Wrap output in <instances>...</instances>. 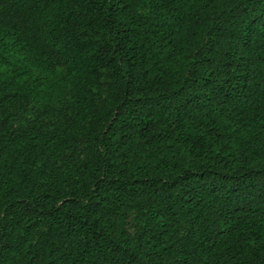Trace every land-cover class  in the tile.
<instances>
[{
    "label": "trees",
    "instance_id": "obj_1",
    "mask_svg": "<svg viewBox=\"0 0 264 264\" xmlns=\"http://www.w3.org/2000/svg\"><path fill=\"white\" fill-rule=\"evenodd\" d=\"M0 264H264V0H0Z\"/></svg>",
    "mask_w": 264,
    "mask_h": 264
},
{
    "label": "rangeland",
    "instance_id": "obj_2",
    "mask_svg": "<svg viewBox=\"0 0 264 264\" xmlns=\"http://www.w3.org/2000/svg\"><path fill=\"white\" fill-rule=\"evenodd\" d=\"M131 219H132V216H130V221H132ZM131 229H132V228L130 227V230H131Z\"/></svg>",
    "mask_w": 264,
    "mask_h": 264
}]
</instances>
